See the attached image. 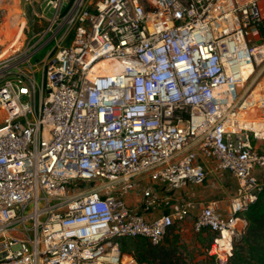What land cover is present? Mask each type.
Returning <instances> with one entry per match:
<instances>
[{
	"label": "built area",
	"instance_id": "built-area-1",
	"mask_svg": "<svg viewBox=\"0 0 264 264\" xmlns=\"http://www.w3.org/2000/svg\"><path fill=\"white\" fill-rule=\"evenodd\" d=\"M42 4L27 46L52 50H0V264H141L121 243L162 245L193 217L171 195L223 172L229 209L204 205L193 229L229 264L264 193V0Z\"/></svg>",
	"mask_w": 264,
	"mask_h": 264
},
{
	"label": "rangeland",
	"instance_id": "rangeland-1",
	"mask_svg": "<svg viewBox=\"0 0 264 264\" xmlns=\"http://www.w3.org/2000/svg\"><path fill=\"white\" fill-rule=\"evenodd\" d=\"M43 1L44 0H36L33 8L26 2V0L0 1V42L1 44L6 45L0 46V50L4 51L8 50V48H21V51L24 52L26 49H29L28 54L32 53V57L35 60L47 47H32L31 45L33 42L27 46L29 40L43 34L49 27V20L39 16L41 10L40 6ZM34 10L38 15L35 14ZM261 33L264 36V25L261 28ZM49 35L51 36V34H48L46 38H49ZM15 43H19L21 46H10ZM258 74H260V77L257 82L264 84V64L262 62H259L258 66L255 65L254 75L257 76ZM251 81L252 80H249L248 83ZM257 146L260 149H263L264 143L258 144ZM230 176L231 175L228 172L219 174L212 173L208 175L203 186H189L188 188L194 190L195 188H202L207 184H212V188L215 190L214 192L218 191L222 193L224 191L225 193L230 195L233 194L234 196L237 192L238 186L236 182H233V179H231ZM85 187H87V185ZM212 200H219V197L215 196ZM193 222V218H190L183 224H177L175 238H172L171 240H175L180 247L181 252L187 256L190 264H197L202 262V260L207 261L206 259H210L208 256L209 246L207 237L209 232L205 231L202 233H196L192 227ZM132 242L133 240H128L126 245L129 244L127 246L129 249H123V253L126 257H132L134 254H138L132 250ZM208 261H210L209 264H212L211 260Z\"/></svg>",
	"mask_w": 264,
	"mask_h": 264
},
{
	"label": "trees",
	"instance_id": "trees-1",
	"mask_svg": "<svg viewBox=\"0 0 264 264\" xmlns=\"http://www.w3.org/2000/svg\"><path fill=\"white\" fill-rule=\"evenodd\" d=\"M74 0H71L73 2ZM48 38V37H47ZM46 38V39H47ZM53 44L47 46L38 59L52 50ZM36 58V59H37ZM248 222L245 232L239 237L234 246V255L229 264H264V193H262L257 202L249 207L243 215ZM177 231L176 225L170 229L162 245L154 246L147 239H135L132 242L135 258L141 264H190L187 256L181 252L180 247L171 240L175 238ZM208 246L213 241V234L208 233ZM128 240H124L121 245L123 249H129L126 245ZM208 249V247H207ZM197 264H209L213 259Z\"/></svg>",
	"mask_w": 264,
	"mask_h": 264
},
{
	"label": "crops",
	"instance_id": "crops-1",
	"mask_svg": "<svg viewBox=\"0 0 264 264\" xmlns=\"http://www.w3.org/2000/svg\"><path fill=\"white\" fill-rule=\"evenodd\" d=\"M231 179L233 178L231 177ZM233 182L235 183L234 179H233ZM142 185H144V182L142 183ZM155 189L159 193V195H162V196L164 195L163 194L164 191L161 188L155 187ZM214 191L215 190H213L212 184H207L205 187H202V188H195L194 190L193 189L190 190L188 188L187 190L175 192L171 195L174 200L173 205L177 203L178 204L185 203L184 198H187L186 202L191 203V206H192L191 213H192V216L195 217L204 205L212 201H218L220 204V208H222V210L226 212L229 209V203L231 199L233 198V194L230 195V194L225 193L224 191L222 193L218 191L217 192H214ZM215 196L219 197V200H212ZM126 198L130 204L132 205L137 204L138 200H137L135 191L128 192ZM166 212H169V209L163 208L162 210L157 211L155 213L144 214V216L146 220H152L154 218L161 217ZM185 225H184V228H185Z\"/></svg>",
	"mask_w": 264,
	"mask_h": 264
},
{
	"label": "water",
	"instance_id": "water-1",
	"mask_svg": "<svg viewBox=\"0 0 264 264\" xmlns=\"http://www.w3.org/2000/svg\"><path fill=\"white\" fill-rule=\"evenodd\" d=\"M49 2L48 1H45L43 4H42V9L45 11V13H47L48 17L49 18H52L53 17V14H54V10L50 8V6L48 5ZM66 5L63 6V8H65Z\"/></svg>",
	"mask_w": 264,
	"mask_h": 264
},
{
	"label": "bare ground",
	"instance_id": "bare-ground-1",
	"mask_svg": "<svg viewBox=\"0 0 264 264\" xmlns=\"http://www.w3.org/2000/svg\"><path fill=\"white\" fill-rule=\"evenodd\" d=\"M10 46H11V45H10ZM8 50H10V48H8ZM8 50H6V51H8ZM260 52H261V55L264 56V48L258 50V51H257V54H259ZM244 55H246V57L248 58L247 52H244ZM247 61H248V60H247ZM252 71H253L252 67H251V66H248V67H247V72H248V73H252Z\"/></svg>",
	"mask_w": 264,
	"mask_h": 264
}]
</instances>
